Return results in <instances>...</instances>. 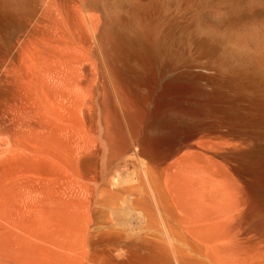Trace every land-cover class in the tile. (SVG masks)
<instances>
[{
    "label": "bare ground",
    "instance_id": "1",
    "mask_svg": "<svg viewBox=\"0 0 264 264\" xmlns=\"http://www.w3.org/2000/svg\"><path fill=\"white\" fill-rule=\"evenodd\" d=\"M131 2L0 0V264H264V0Z\"/></svg>",
    "mask_w": 264,
    "mask_h": 264
},
{
    "label": "rangeland",
    "instance_id": "2",
    "mask_svg": "<svg viewBox=\"0 0 264 264\" xmlns=\"http://www.w3.org/2000/svg\"><path fill=\"white\" fill-rule=\"evenodd\" d=\"M45 1L47 3V0H37L39 6L40 4L41 6L46 5ZM131 3L132 5L130 11L133 16L136 19L138 18L142 25L144 24V26L149 27H155L163 22L175 25L180 19H182L183 15H188L187 17L192 18L202 12V4H200V9L198 10H195L194 8H188V10L186 8L182 11L173 8L169 12H165V10L157 4L156 0H132ZM172 21L173 23H171ZM12 38L15 41H18L22 38V35L14 34ZM206 52L208 51L202 47V96L215 95L217 93V87L215 85L217 83L215 74V56L214 53L210 55ZM252 190L255 195V205L262 208L264 212V184L261 186L259 180L255 178L252 184Z\"/></svg>",
    "mask_w": 264,
    "mask_h": 264
}]
</instances>
